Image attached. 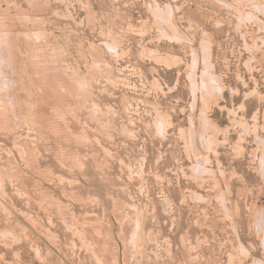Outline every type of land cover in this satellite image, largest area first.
Returning <instances> with one entry per match:
<instances>
[{
    "label": "rangeland",
    "instance_id": "1",
    "mask_svg": "<svg viewBox=\"0 0 264 264\" xmlns=\"http://www.w3.org/2000/svg\"><path fill=\"white\" fill-rule=\"evenodd\" d=\"M0 264H264V0H0Z\"/></svg>",
    "mask_w": 264,
    "mask_h": 264
}]
</instances>
